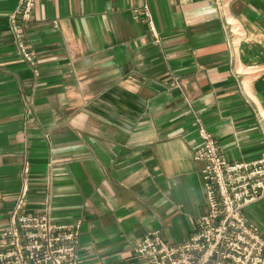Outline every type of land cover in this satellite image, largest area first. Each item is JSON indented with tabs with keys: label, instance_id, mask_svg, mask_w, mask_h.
I'll return each instance as SVG.
<instances>
[{
	"label": "crops",
	"instance_id": "obj_1",
	"mask_svg": "<svg viewBox=\"0 0 264 264\" xmlns=\"http://www.w3.org/2000/svg\"><path fill=\"white\" fill-rule=\"evenodd\" d=\"M17 4L0 0V230L28 166L29 210L81 221L79 264H148L137 241H183L207 211L198 123L228 160L264 153V0H35L32 64ZM244 214L264 235V196Z\"/></svg>",
	"mask_w": 264,
	"mask_h": 264
},
{
	"label": "built area",
	"instance_id": "obj_2",
	"mask_svg": "<svg viewBox=\"0 0 264 264\" xmlns=\"http://www.w3.org/2000/svg\"><path fill=\"white\" fill-rule=\"evenodd\" d=\"M204 1L216 5L222 0ZM34 7L35 0H18L9 16L16 53L29 64L36 56L27 43L25 25L32 20ZM131 16L147 26L153 43L160 42L146 3L131 10ZM197 132L201 144L193 159L203 163L200 175L206 213L196 219L187 239L170 243L155 230L133 245V254L148 264H264V235L244 214L247 206L264 196V153L253 161L228 160L201 123ZM29 172L26 166L7 222L0 230V264H79L81 221L57 223L45 212L29 210Z\"/></svg>",
	"mask_w": 264,
	"mask_h": 264
},
{
	"label": "rangeland",
	"instance_id": "obj_3",
	"mask_svg": "<svg viewBox=\"0 0 264 264\" xmlns=\"http://www.w3.org/2000/svg\"><path fill=\"white\" fill-rule=\"evenodd\" d=\"M140 8V7H139ZM133 10V9H132ZM31 188H32V186H31Z\"/></svg>",
	"mask_w": 264,
	"mask_h": 264
}]
</instances>
